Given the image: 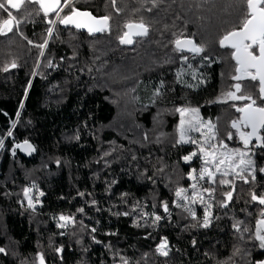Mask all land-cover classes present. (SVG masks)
I'll return each instance as SVG.
<instances>
[{
    "label": "trees",
    "instance_id": "16d2710c",
    "mask_svg": "<svg viewBox=\"0 0 264 264\" xmlns=\"http://www.w3.org/2000/svg\"><path fill=\"white\" fill-rule=\"evenodd\" d=\"M142 3L145 9L150 6V0H117V14L110 0H79L81 10L112 16L111 35L91 36L57 23L43 57L28 40L42 42L48 18L34 4L26 3L20 12L11 9L22 21L18 32L23 36L0 37V69L12 60L19 65L0 71V247L6 253H0V264H38L39 253L46 264H121V256L129 264L264 260V247L255 238L264 206L251 202L249 194L250 189L264 191V174H257L255 184L237 181L227 207L214 202L208 228L174 204L176 188H190L188 173L201 166L198 157L190 163L182 159L197 148L176 142L175 109L199 108L203 120L217 125L224 143L242 147L235 135L232 140L224 135L235 133L229 125L240 113L231 101H214L236 83L230 78L236 66L233 50L220 47L218 40L239 23L246 5L243 0H164L152 12L136 13L135 18L143 16L150 24L149 36L124 47L115 39L118 26ZM4 18L0 10V20ZM181 30L203 42L205 53L174 52V33ZM190 135L200 138L197 132ZM25 140L37 150L30 158L16 147ZM253 151L257 165L264 167V148ZM33 186L34 197L37 189L44 193L34 210L23 196ZM226 190L218 188L217 201ZM162 201L168 202L170 217ZM192 207L202 219L203 207ZM123 212L129 215H116ZM153 212L164 217L154 227L150 215L141 216ZM60 215L74 216L75 226L58 227ZM237 221L243 222L240 232L234 227ZM163 237L171 247L167 258L156 252ZM57 247L63 251L57 253Z\"/></svg>",
    "mask_w": 264,
    "mask_h": 264
},
{
    "label": "snow or ice",
    "instance_id": "6c2138e0",
    "mask_svg": "<svg viewBox=\"0 0 264 264\" xmlns=\"http://www.w3.org/2000/svg\"><path fill=\"white\" fill-rule=\"evenodd\" d=\"M79 0H0V10L6 14V18L0 20V37L8 36L19 30L22 23L17 16L13 15L11 9L20 12L22 7L28 4L38 5V12H42L47 24L50 25L46 29V35L42 42L34 43L28 40V44L39 49L38 57L45 55L48 48L49 39L56 32L57 23L64 27H71L76 30L84 29L89 35L97 33H112V16L105 14L96 16L91 11L81 10L76 7ZM164 0H150V6L146 9L142 6L133 11V16L123 21L118 26L115 39L121 45H132L137 43L136 38H146L149 36L150 24L145 22L143 16L135 18L136 13L141 11L152 12L160 7ZM117 14L121 9L117 7V0H110ZM246 10L241 14L238 24H233L229 29L225 30L218 43L220 47L233 50L231 58L235 60L236 66L231 79L236 83L229 86L223 92L222 96L214 102L231 103V107L237 113L238 118L230 121V128L235 130L226 131L227 140H232L235 135L242 144V147L232 148L220 137L217 125L212 121H205L200 116V110L196 107H180L175 109L179 113L178 140L177 143H188L196 145L197 150L192 151L189 155H185L182 159L185 163H190L194 157H198L201 161L199 170L193 167L188 173L189 181H192L190 188L177 187L175 190L176 200L174 201L176 208H181L192 218L197 221L200 227L208 228L213 215L212 208L214 202L221 207H227L228 203L233 200L236 191V183L240 181L244 184H255L257 182V174H264V167H259L254 159L255 148H264V103H258V100L264 102V0H243ZM65 9L67 11L65 12ZM63 13V15H61ZM54 15V18L52 17ZM167 27V26H166ZM23 36L22 32H18ZM194 34L185 35L183 30L174 33L175 39L173 51L176 53H190L193 56L205 53L206 46L203 42L197 43ZM27 39V37H24ZM255 49V51H254ZM185 62L189 59L187 55L181 57ZM209 58V57H203ZM52 63L48 62V67H52ZM19 67L16 60H12L6 64L0 71L8 72L11 69ZM39 67V65H37ZM180 75H183L182 73ZM195 79V74L193 73ZM251 80L254 85H244L241 82ZM31 85L29 84V87ZM191 86V85H189ZM156 90L155 95H159ZM27 92H25V98ZM23 108V104L20 105ZM197 132L200 138H193L190 133ZM11 136L12 132L9 131ZM78 138V137H77ZM255 141V143H254ZM17 148L32 152L35 151L33 146L25 140L22 144H17ZM0 148H3V140H0ZM163 171V169H158ZM201 182H204L203 184ZM207 185V186H205ZM32 188H25L23 196L28 201V206L33 210L39 197L43 196V192H38V196L33 195ZM218 188H227L228 190L221 192L219 201L216 200V192ZM191 193V194H189ZM207 194V199L205 198ZM250 201L256 202L260 206H264V191L257 193L255 189L249 190ZM83 195V193H80ZM95 204V201L92 202ZM199 203L204 209L202 219L197 217V213L192 205ZM164 213L171 215L169 204L167 201L161 202ZM135 210V209H134ZM80 213L84 212V208L78 209ZM116 215L128 216V212L116 213ZM150 215V226H156L159 221L164 219L156 213H142V217ZM260 219L256 221L255 238L260 241V246L264 247V207L260 211ZM82 224L83 222L80 221ZM242 221H237L234 225L238 232L241 231ZM75 226L76 220L71 215H60L58 217V227L67 228L69 225ZM137 226H141L137 223ZM196 225H192L195 227ZM250 229L244 228V231ZM92 233L96 232V228H91ZM111 234V233H110ZM94 238V237H93ZM99 243V241H96ZM195 244V241H193ZM57 253L63 251L62 248H55ZM156 252L162 257H169L171 247L167 237H163L157 245ZM0 253H5V249L0 247ZM6 254V253H5ZM38 264H46L45 256L39 253L37 256ZM121 264H129L127 258L120 257Z\"/></svg>",
    "mask_w": 264,
    "mask_h": 264
},
{
    "label": "water",
    "instance_id": "95a60500",
    "mask_svg": "<svg viewBox=\"0 0 264 264\" xmlns=\"http://www.w3.org/2000/svg\"><path fill=\"white\" fill-rule=\"evenodd\" d=\"M15 10V9H14ZM53 15V14H52ZM62 27H64L63 25H62ZM64 28H66V27H64ZM77 31H80V32H83V33H87V31L86 30H84V29H81V30H77ZM88 34V33H87ZM99 34H101V33H97L96 35H99ZM96 35H91V36H96ZM122 46H124V47H128V48H131V47H133L134 46V44H132V45H122ZM190 54V53H189ZM29 142V141H28ZM23 143V142H22ZM21 143V144H22ZM32 146H33V148L35 149V151H32V152H26V151H23V150H21V149H19V152H20V154L23 156V157H25V158H30V157H32V156H34L35 154H36V152H37V150H36V147H35V145L33 144V143H31V142H29ZM257 264H264V261L263 262H259V263H257Z\"/></svg>",
    "mask_w": 264,
    "mask_h": 264
},
{
    "label": "flooded vegetation",
    "instance_id": "af4514ba",
    "mask_svg": "<svg viewBox=\"0 0 264 264\" xmlns=\"http://www.w3.org/2000/svg\"><path fill=\"white\" fill-rule=\"evenodd\" d=\"M254 143H255V141H254ZM263 261H264V260H263ZM263 261H260V262H263ZM257 263H259V262H257ZM257 263H256V264H257Z\"/></svg>",
    "mask_w": 264,
    "mask_h": 264
},
{
    "label": "rangeland",
    "instance_id": "374dc122",
    "mask_svg": "<svg viewBox=\"0 0 264 264\" xmlns=\"http://www.w3.org/2000/svg\"><path fill=\"white\" fill-rule=\"evenodd\" d=\"M67 9H65V11H66ZM61 15H62V13H61Z\"/></svg>",
    "mask_w": 264,
    "mask_h": 264
}]
</instances>
